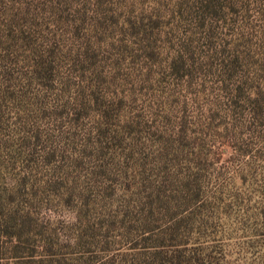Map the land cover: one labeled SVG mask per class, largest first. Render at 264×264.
<instances>
[{
    "label": "trees",
    "instance_id": "obj_1",
    "mask_svg": "<svg viewBox=\"0 0 264 264\" xmlns=\"http://www.w3.org/2000/svg\"><path fill=\"white\" fill-rule=\"evenodd\" d=\"M237 240L264 249V0H0V264Z\"/></svg>",
    "mask_w": 264,
    "mask_h": 264
},
{
    "label": "rangeland",
    "instance_id": "obj_2",
    "mask_svg": "<svg viewBox=\"0 0 264 264\" xmlns=\"http://www.w3.org/2000/svg\"><path fill=\"white\" fill-rule=\"evenodd\" d=\"M246 242L248 240L232 242L231 246L226 249L225 261L217 262V264H264V249L259 244L251 247L252 244H255V240Z\"/></svg>",
    "mask_w": 264,
    "mask_h": 264
}]
</instances>
